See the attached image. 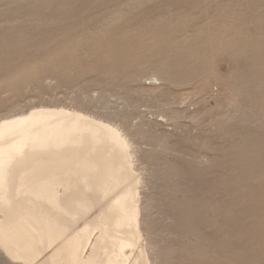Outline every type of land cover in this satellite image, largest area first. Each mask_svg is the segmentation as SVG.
Returning <instances> with one entry per match:
<instances>
[{
  "label": "rangeland",
  "instance_id": "1",
  "mask_svg": "<svg viewBox=\"0 0 264 264\" xmlns=\"http://www.w3.org/2000/svg\"><path fill=\"white\" fill-rule=\"evenodd\" d=\"M61 48L0 114L106 97L142 132L162 264H264V0H0V74Z\"/></svg>",
  "mask_w": 264,
  "mask_h": 264
},
{
  "label": "bare ground",
  "instance_id": "2",
  "mask_svg": "<svg viewBox=\"0 0 264 264\" xmlns=\"http://www.w3.org/2000/svg\"><path fill=\"white\" fill-rule=\"evenodd\" d=\"M67 52L4 71L0 91L29 88ZM158 87L151 83L146 92ZM88 94L0 114V264L163 263L139 163L142 132L120 112H95L94 102L107 99Z\"/></svg>",
  "mask_w": 264,
  "mask_h": 264
}]
</instances>
